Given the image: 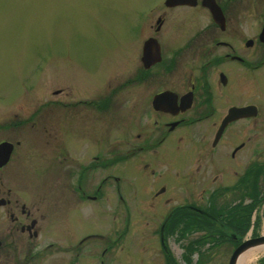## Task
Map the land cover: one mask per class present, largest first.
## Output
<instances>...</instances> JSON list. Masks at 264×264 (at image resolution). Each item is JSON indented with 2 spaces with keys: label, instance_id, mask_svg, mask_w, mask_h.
Returning <instances> with one entry per match:
<instances>
[{
  "label": "flooded vegetation",
  "instance_id": "flooded-vegetation-1",
  "mask_svg": "<svg viewBox=\"0 0 264 264\" xmlns=\"http://www.w3.org/2000/svg\"><path fill=\"white\" fill-rule=\"evenodd\" d=\"M163 5L148 25L141 27L145 25L146 30L140 50L139 41L135 44L138 65L130 81L137 108L132 117L138 116L132 128L144 129L135 137L143 136V143L151 137L159 140L154 148L148 150L145 144L133 152L148 154L137 159L132 168L150 176L145 191L151 197L142 210L154 222L152 235L159 238L163 251L171 254L166 240L172 238L180 244L183 220L190 222L196 219L193 213L204 216L198 211L206 212L199 206V198L193 199L197 190L205 194L213 182L214 188L205 200L211 205L216 190L224 186L223 177L234 174L231 168L235 165L243 164L237 184L243 183L244 191L235 197L234 204L247 208L255 202L249 189L252 177L258 174L255 180L264 184V163L252 165L251 156L243 160L239 157L253 153L248 135L252 127L259 126L258 130L264 132V0H183L175 6L164 0ZM168 14H173L175 22H167ZM121 101L119 97L117 105ZM82 105L89 110L87 104ZM234 109L246 111L239 116ZM77 113L75 107L69 114ZM75 128H67V132L74 138L82 132L84 136L79 138L83 141L79 143L89 148V136L95 132L91 125L83 120L80 128ZM215 153H221L216 160ZM56 155L53 167L61 187L53 206L44 199L31 203L36 193L27 191L26 184L3 187L0 182V263L3 259L8 264L35 263L47 255L45 261L52 264L61 259L68 264H85L91 256L96 261L98 255L102 264L112 244L118 245V239L109 241L102 230L87 232L85 224L92 216L101 222L107 204L115 202L116 219L122 214L121 206L126 208L121 194L125 167L122 154L89 151L69 153L67 158ZM12 156L0 172L8 169ZM107 168L110 172L115 168V175H106ZM168 177L182 181L180 204L175 201L171 206L172 199L165 198ZM183 180L192 186V194L184 200ZM259 201L264 202V194ZM125 214L130 218L128 212ZM212 217V221L220 222ZM252 220L248 230L257 233L258 219ZM137 224L136 231H141L142 221L138 219ZM49 233L52 237L45 238ZM121 234L116 232V237ZM261 235L264 233L252 238ZM241 242L242 237L235 244Z\"/></svg>",
  "mask_w": 264,
  "mask_h": 264
},
{
  "label": "rangeland",
  "instance_id": "rangeland-1",
  "mask_svg": "<svg viewBox=\"0 0 264 264\" xmlns=\"http://www.w3.org/2000/svg\"><path fill=\"white\" fill-rule=\"evenodd\" d=\"M163 2L0 0V144L7 142L13 146L11 162L8 169L0 172V182L3 187L18 188V184H26L27 191L36 193L31 203L44 199V203L53 206L54 196L57 197L61 187L60 177L53 167L57 163L56 153L66 158L69 153L89 151L121 153L125 166L121 174V194L126 208L121 206L122 214L116 219L113 213L115 202L107 204L106 215L102 216L101 222L92 216L85 224L87 232L102 230L109 241L118 239V245L116 242L112 244L113 248L108 250L110 255H106L102 264H172V260L183 264L185 255L189 264H228L240 245L235 244L237 238L242 237L245 241L264 233V202H256V207L249 213L251 220L258 219L257 233L248 230L247 233L241 234L240 231V234H234L228 226L214 221L210 228L205 227L203 222L200 224L202 227L186 222L188 226L180 244L174 243L172 238L166 240L165 245L171 254L165 253L159 238L152 235L154 222L142 210L151 197L145 191L151 179L136 171L132 165L148 153L133 152L142 149L145 144L148 150L154 148L158 137L148 138L145 143L143 136L135 137L144 129L136 127L133 131L132 128L133 119L138 116L135 114L132 117L137 108L133 100L134 86L130 81L138 65L139 54L138 51L136 54L135 44L139 41L140 50L143 29L146 30L145 25L143 29L141 27L146 23L148 25L151 16L164 7ZM182 13L178 15L182 17ZM167 22H175L173 14L167 15ZM119 97L122 101L117 105ZM84 103L89 107L88 111L83 108ZM75 107L79 113L71 116L69 113ZM83 120L95 131L89 136V148L79 143L83 141L82 132L76 135L78 138L71 137L67 132V128H80ZM57 125L60 129L58 133ZM258 129L259 126H253L248 134L254 147L251 149L253 153L239 156L241 160L251 156L252 165L264 163V132ZM257 131L258 136H255ZM256 150L257 153H254ZM219 154L215 153V160ZM67 160L68 165L71 164L69 158ZM242 165H235L231 168L235 173L223 177L222 183L226 187L220 186L222 189L216 190L213 196L217 200L214 203L210 205L208 200L205 201L208 192L214 188L210 178L212 183L208 191L202 194L199 189L193 198H199V206L210 216L216 213L218 221L221 220L218 213L225 209L248 211V208L234 204L235 197L244 191L243 183L237 184ZM107 170L106 175H115V168L112 172ZM255 177H252L249 189L251 197L259 199L264 194V184H260L262 181L255 180ZM108 181L114 183L111 178ZM186 183L183 180V200L192 194V186ZM181 184V179L168 177L165 198L172 199L171 206L175 201L176 204L181 202ZM138 219L143 223L141 231H136L139 228ZM116 232L122 233L121 236L116 237ZM49 234L44 237H52ZM189 246L192 251L187 250ZM43 256L39 261L28 264H52L45 261L47 255ZM95 257L96 261H92L94 256H91L85 264H99V256ZM0 264L8 263L3 259ZM53 264L68 263L61 259ZM249 264H264V253L256 255Z\"/></svg>",
  "mask_w": 264,
  "mask_h": 264
},
{
  "label": "trees",
  "instance_id": "trees-1",
  "mask_svg": "<svg viewBox=\"0 0 264 264\" xmlns=\"http://www.w3.org/2000/svg\"><path fill=\"white\" fill-rule=\"evenodd\" d=\"M256 202H259V199L255 198V202H253L252 204L247 206L248 211H245V212L240 211L238 208H236L233 210L225 209L224 211L218 213V216H220V219H221V215H222V219L220 220V223H223L224 225L228 226L232 231L238 232V234H240L239 233L240 231H241V234L248 231L249 225H250L249 213L253 207H256V204H257ZM193 214L196 217V219H192L190 222H188L189 224L190 223H197L199 225V227H202V225H200V224H202V222H203V224L207 228H210L213 226L214 223L212 220L207 219L201 215H198L197 213H193ZM211 215L216 217V213H212ZM214 222H216V221H214ZM187 226L188 225L186 224V221L183 220V230H184L183 231V237H184V233L186 232ZM191 245H192V243H191ZM187 250L192 251L193 248L191 246H189V247H187ZM183 259H184L183 264H189V260H188V258H186V255H185V258L183 257ZM172 264H177V263H175L172 260Z\"/></svg>",
  "mask_w": 264,
  "mask_h": 264
},
{
  "label": "water",
  "instance_id": "water-1",
  "mask_svg": "<svg viewBox=\"0 0 264 264\" xmlns=\"http://www.w3.org/2000/svg\"><path fill=\"white\" fill-rule=\"evenodd\" d=\"M181 0H167L166 4L170 6H175L176 4H179ZM245 109H234L233 113L238 114L239 116H243ZM13 151V146L10 143L4 142L0 144V167L6 164L9 160L10 154ZM200 214L212 218L209 214L203 211H199ZM264 244V235H261L256 238L248 239L243 241L233 252L231 255L228 264H236L237 259L239 258V255L247 250L248 248L263 245Z\"/></svg>",
  "mask_w": 264,
  "mask_h": 264
},
{
  "label": "bare ground",
  "instance_id": "bare-ground-1",
  "mask_svg": "<svg viewBox=\"0 0 264 264\" xmlns=\"http://www.w3.org/2000/svg\"><path fill=\"white\" fill-rule=\"evenodd\" d=\"M183 0H181L179 2V4H182ZM178 5V4H176ZM260 253H264V244L263 245H259V246H255V247H251L247 250H245L243 253H241L239 255L237 264H249L252 260V258H254L256 255L260 254Z\"/></svg>",
  "mask_w": 264,
  "mask_h": 264
}]
</instances>
